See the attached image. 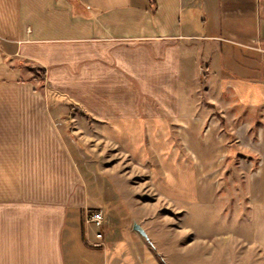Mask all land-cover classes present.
<instances>
[{
    "label": "crops",
    "instance_id": "obj_1",
    "mask_svg": "<svg viewBox=\"0 0 264 264\" xmlns=\"http://www.w3.org/2000/svg\"><path fill=\"white\" fill-rule=\"evenodd\" d=\"M65 99L82 109L65 116ZM68 121L185 211L218 205L232 160L248 175V263L264 264V0H0V264H187Z\"/></svg>",
    "mask_w": 264,
    "mask_h": 264
},
{
    "label": "rangeland",
    "instance_id": "obj_2",
    "mask_svg": "<svg viewBox=\"0 0 264 264\" xmlns=\"http://www.w3.org/2000/svg\"><path fill=\"white\" fill-rule=\"evenodd\" d=\"M27 68L31 73L28 77L34 75L37 79L36 85H42L40 81L42 73L39 67L32 64ZM63 103L65 116L66 111L82 109L73 101L65 99ZM81 120V125L87 127L88 119ZM75 126L76 124L69 121L64 124L70 136L74 139L80 138L84 142V147L94 153L91 159L99 160L98 162L106 169L112 170L113 176L124 177L129 187L137 193V199L141 203V219L145 221L154 239L161 243L165 241L176 243L182 239L185 246L181 248L191 254V260L187 264H249L248 175L231 164L232 160L226 165L218 205L206 207L195 205L186 207L187 211H185L178 204L159 197L152 188L148 168L135 163L114 140L105 141L102 137L96 139L81 132L73 134L71 128ZM99 153L102 154L99 156ZM82 166L88 170L98 169L93 165ZM157 205H159L158 212L155 211ZM258 257H261L260 254ZM259 258H256V264H261L258 262Z\"/></svg>",
    "mask_w": 264,
    "mask_h": 264
},
{
    "label": "built area",
    "instance_id": "obj_3",
    "mask_svg": "<svg viewBox=\"0 0 264 264\" xmlns=\"http://www.w3.org/2000/svg\"><path fill=\"white\" fill-rule=\"evenodd\" d=\"M86 223L90 225H94L95 227H97V229L101 231L97 233L98 239L102 240L104 238V234L102 232L104 228V213L102 210H97L90 213L87 216Z\"/></svg>",
    "mask_w": 264,
    "mask_h": 264
},
{
    "label": "water",
    "instance_id": "obj_4",
    "mask_svg": "<svg viewBox=\"0 0 264 264\" xmlns=\"http://www.w3.org/2000/svg\"><path fill=\"white\" fill-rule=\"evenodd\" d=\"M134 229L139 232L142 236H144L146 239L148 238V235L146 233V231L142 228L141 225H139L138 223H136L134 225Z\"/></svg>",
    "mask_w": 264,
    "mask_h": 264
},
{
    "label": "trees",
    "instance_id": "obj_5",
    "mask_svg": "<svg viewBox=\"0 0 264 264\" xmlns=\"http://www.w3.org/2000/svg\"><path fill=\"white\" fill-rule=\"evenodd\" d=\"M222 121H223V123H224V120L222 119ZM229 136H230V144H233L234 143V139H233V137L229 134ZM163 264H165L164 262H163Z\"/></svg>",
    "mask_w": 264,
    "mask_h": 264
}]
</instances>
